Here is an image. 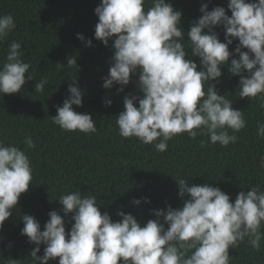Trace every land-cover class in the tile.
<instances>
[{
	"label": "clouds",
	"instance_id": "9594fccd",
	"mask_svg": "<svg viewBox=\"0 0 264 264\" xmlns=\"http://www.w3.org/2000/svg\"><path fill=\"white\" fill-rule=\"evenodd\" d=\"M145 3L101 0L95 8V39L107 46L114 38L115 49L102 87L111 89L116 84L122 92L139 69L138 89L143 96L124 97V110L116 116L119 135L135 137L161 153L167 151L168 141L184 133L190 139L207 136V143L222 147L236 143L238 137L230 135L229 129L238 133L245 128L243 113L233 108L231 99L219 94L212 81L220 82L222 68L227 65L231 75L240 77L236 95L251 101L264 97V0H228L230 17L222 6L209 11L203 4L202 16L193 22L187 40L181 11L166 0H151L147 9ZM218 26H223L224 42L214 31ZM15 27L11 14L0 15V41ZM77 38L85 40L80 33ZM237 39L239 43L230 51ZM91 45L89 39L86 46ZM186 49L199 57V65L186 58ZM23 55L21 43L13 41L0 65V93H18L27 80L34 79L30 64L21 59ZM67 67L77 68L76 59H68ZM26 73H30L27 78ZM72 81L63 106H57V114L51 117L52 123L66 132L95 133L92 116L73 109V105L82 106V92L76 80ZM46 84L48 80L41 79L34 91L43 92ZM111 104L110 99L104 100L105 107ZM259 107L264 109V102ZM256 134L264 137V123L257 122ZM22 143L24 150L0 141V230L33 181L26 151L35 144L31 136ZM200 143L206 146L205 141ZM176 181L183 207L153 210L156 219L143 226L123 211L117 213L122 219L113 222L107 212L101 213L95 196L79 191L57 200L64 216L72 214L74 223L69 232L57 211L49 212L43 231L33 216L23 215L21 235L36 245L30 253L32 264H49L57 258L58 264H230L233 257L229 249L238 247L245 238L251 248L260 250L264 191L259 184L240 191L232 202L218 187L206 183L189 186L185 178ZM143 200L148 202L146 197ZM132 203L139 205L141 199ZM42 244L44 254L38 256Z\"/></svg>",
	"mask_w": 264,
	"mask_h": 264
},
{
	"label": "trees",
	"instance_id": "16d2710c",
	"mask_svg": "<svg viewBox=\"0 0 264 264\" xmlns=\"http://www.w3.org/2000/svg\"><path fill=\"white\" fill-rule=\"evenodd\" d=\"M100 2L0 0V15L11 14L16 24L0 41V65L6 59L9 45L19 42L24 52L21 59L30 64L29 71L34 77L27 80L18 93H0V141L24 150L26 145L22 141L31 136L35 144L26 151L33 181L0 230V264H32L30 253L36 245L29 244L28 238L21 235L25 214L33 216L43 231L49 212L57 211L65 220L66 232L70 231L74 223L72 214L64 216L62 205L57 201L70 192L95 196L101 213L107 212L113 222L122 219L117 213L123 211L132 214L143 226L149 219H156L153 210L183 207L176 179L185 178L189 186L206 183L218 187L232 202L240 191L250 190L257 184L264 191V137L256 134L257 122L264 123V109L259 107L264 97L258 96L251 101L236 95L240 77L231 75L227 65L222 68L220 82L212 83L219 94L233 101L234 109L243 113L245 128L238 133L229 129L230 135L238 137L236 143L222 147L218 143H207V136L190 139L184 133L168 141L167 151L161 153L135 137L126 139L119 135L116 116L124 110V97H142L143 93L138 89L139 69L122 92L117 91L120 85L114 84L111 89L102 87L115 49L112 46L114 38L105 46L94 36L98 23L95 8ZM150 2L146 0V9ZM166 2L182 12L185 40L193 22L202 16L203 4L208 5L209 11L222 6L231 16L228 0ZM214 31L224 42L223 26L215 27ZM78 33L83 34L84 41L77 38ZM89 39L92 41L90 47L86 46ZM238 43V39L234 40L229 50L233 51ZM186 51V58L199 65V57L191 56L190 49ZM72 58L76 59L77 68L67 67L68 59ZM29 74H25L26 78ZM41 79H47L48 84L43 92H35V84ZM72 79L82 92V106L73 105V109L92 116L97 128L95 133L66 132L52 123L57 106L62 107L69 95ZM105 99L112 101L110 107H105ZM202 140L206 142L205 147H201ZM145 197L148 202L143 200ZM133 199H141V203L135 205ZM261 231L264 232V226ZM44 247L40 245L38 256H43ZM229 254L233 257L230 264H264V239L259 251L251 248L245 238L238 247L230 248ZM58 260H50L49 264H58Z\"/></svg>",
	"mask_w": 264,
	"mask_h": 264
},
{
	"label": "rangeland",
	"instance_id": "374dc122",
	"mask_svg": "<svg viewBox=\"0 0 264 264\" xmlns=\"http://www.w3.org/2000/svg\"><path fill=\"white\" fill-rule=\"evenodd\" d=\"M235 58H238V57H235ZM231 59V58H230Z\"/></svg>",
	"mask_w": 264,
	"mask_h": 264
}]
</instances>
